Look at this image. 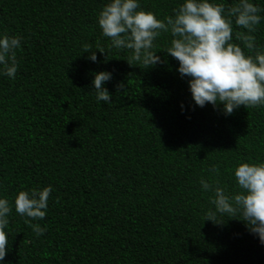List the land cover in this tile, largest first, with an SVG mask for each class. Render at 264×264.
Returning <instances> with one entry per match:
<instances>
[{
  "label": "trees",
  "instance_id": "trees-1",
  "mask_svg": "<svg viewBox=\"0 0 264 264\" xmlns=\"http://www.w3.org/2000/svg\"><path fill=\"white\" fill-rule=\"evenodd\" d=\"M182 2L140 0L158 18ZM106 3L0 0V33L22 37L15 79L0 76V195L12 208L5 264H264L244 220H205L214 206L199 184L217 165L226 192L239 191L235 167L264 161V106L225 114L222 104L196 105L190 77L164 50L171 35L154 42L161 62L145 67L103 36ZM254 35L264 48V20ZM99 71L112 72L111 104L96 100ZM48 185L44 219L15 211L20 190Z\"/></svg>",
  "mask_w": 264,
  "mask_h": 264
},
{
  "label": "clouds",
  "instance_id": "clouds-1",
  "mask_svg": "<svg viewBox=\"0 0 264 264\" xmlns=\"http://www.w3.org/2000/svg\"><path fill=\"white\" fill-rule=\"evenodd\" d=\"M261 13L264 8L252 0H236L231 6H226L224 0H183L173 14L158 18L153 11L142 8L140 0H108L98 14V24L103 36L111 38L110 47L132 50L131 59L145 67L161 62L154 42L162 34H170L172 39L164 50L179 61L181 76L190 77L195 104H222L224 113L231 114L241 105L264 106V48L257 45L254 35L264 20ZM234 25L243 30L234 34ZM234 35L239 43L234 42ZM21 41L19 35L0 33V76L15 79ZM91 49L90 45L84 46V51ZM95 49L105 52L101 46ZM88 59L96 62V51H91ZM111 78L110 71L94 74L92 85L97 102L112 103L104 86ZM208 172L207 178L199 180L201 190L212 194L210 204L214 206L206 212L205 220L220 223L218 216L225 214L240 218L264 244V161L241 162L235 167L239 191L233 193L221 186L217 165ZM51 193L52 185L20 190L14 200L15 211L44 219ZM11 211L9 199L0 195V264H5L9 250L5 229ZM45 230L38 227L36 232L40 235Z\"/></svg>",
  "mask_w": 264,
  "mask_h": 264
}]
</instances>
